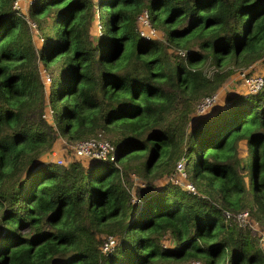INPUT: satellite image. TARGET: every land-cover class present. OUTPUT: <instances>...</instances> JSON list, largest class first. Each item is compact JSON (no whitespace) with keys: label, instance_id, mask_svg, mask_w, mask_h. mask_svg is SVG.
<instances>
[{"label":"trees","instance_id":"16d2710c","mask_svg":"<svg viewBox=\"0 0 264 264\" xmlns=\"http://www.w3.org/2000/svg\"><path fill=\"white\" fill-rule=\"evenodd\" d=\"M13 2L0 0V264H264L260 235L236 217L264 231V84L185 126L231 72L206 75L205 63L264 67V0ZM142 11L158 37L138 33ZM248 114L256 126L235 136L246 163L235 148L222 162L203 153ZM57 136L108 139L113 159L42 160ZM179 159L193 193L152 182ZM204 164L235 181L245 171L236 207Z\"/></svg>","mask_w":264,"mask_h":264},{"label":"rangeland","instance_id":"374dc122","mask_svg":"<svg viewBox=\"0 0 264 264\" xmlns=\"http://www.w3.org/2000/svg\"><path fill=\"white\" fill-rule=\"evenodd\" d=\"M28 0L24 1V3L21 0H15L13 2V5L18 7L19 9L21 6H24V10L26 9ZM32 24L34 23L30 22V27L28 29V33L31 39V42L35 45V47H38V45L41 42V36L42 34L38 32L34 33L32 29ZM139 21L137 24V27L142 25ZM97 26V24H96ZM157 36H159V32L156 29ZM169 50H172L171 48ZM174 50V49H173ZM183 53V54H182ZM180 55H184L185 51L180 50L179 52ZM205 74L210 75L214 71H225V70H231V72L226 76V78L221 82L219 87L214 93H210V99L209 103H207L201 110L197 109V106L192 110V112L189 114L185 126L188 128L193 125L194 122L198 121L199 118H201V115H204L205 113L210 114V112L217 111L218 109L222 108L224 105L228 103V98L231 96L237 94V93H249L253 91L251 88H254L251 86V79L250 77H261L264 80V67L261 63L260 60H257L253 62L251 65H249L247 68L244 69H238L235 67H231L230 65H222L221 67L217 68L213 64L209 65L208 63H205V66L203 67ZM49 70V69H48ZM46 73L49 75V73L44 69H40V76L41 79L44 83V86L46 89L49 86V83L45 81V77L43 74ZM53 73V72H52ZM247 78V86L245 87L244 79ZM264 84V83H263ZM48 85V86H47ZM47 107V106H46ZM45 107V108H46ZM44 108V110H45ZM206 115V114H205ZM256 126V120L255 118H252L249 114L243 117L242 120L239 122V127L237 130H232L230 131L227 135H224L218 144L213 145L212 147H209L206 149L203 153L206 151L213 153L215 160L222 162L224 161V158L226 155L230 154L232 150L235 148L237 149V153L240 157L241 163H246V160L248 158V152L246 149V144H245V139L244 138H239L235 140V136L237 134L240 135H246L249 133L254 127ZM106 137V136H105ZM235 140V141H234ZM66 140L57 136L54 139L53 146L49 149L47 154H50L47 156L46 159H44V156L41 157L42 160L50 161L52 154L55 157H61L65 160H68V162H71L73 160H80V159H74L71 155V151L69 148V145L66 144ZM84 163L87 162L89 163L91 160L89 159H83L81 160ZM183 161V160H182ZM51 162V161H50ZM53 163V162H52ZM65 163V164H67ZM55 164V163H54ZM174 169V167H173ZM172 169V171H173ZM202 172L207 173L212 177V182L215 186H218L221 188L222 193L224 195V198L230 202L231 207H236L238 197L242 191V189H245L246 184L248 182L247 179V174L245 171H241L240 174L238 175V181H235V179L230 175L228 170L224 167L221 166L220 164H217L216 167H210L207 164H204L202 166ZM176 175V172H171L168 173L167 175H164L163 177L159 179H155L152 181L155 184H159L165 181H169L172 183H175L173 180L169 178H173ZM180 179V177H179ZM188 179V178H187ZM133 188H132V200L133 202L137 199L134 194V187L138 184H142L141 179L133 176ZM186 191V190H185ZM187 192V191H186ZM110 236L112 241L115 243L114 237L111 235ZM166 244H170L166 242ZM101 246V245H100ZM99 246V247H100ZM227 261V259H226ZM184 264H191L190 262L184 263Z\"/></svg>","mask_w":264,"mask_h":264},{"label":"built area","instance_id":"2783aa9c","mask_svg":"<svg viewBox=\"0 0 264 264\" xmlns=\"http://www.w3.org/2000/svg\"><path fill=\"white\" fill-rule=\"evenodd\" d=\"M15 1V0H14ZM138 23L139 21L143 23L139 27H137V31L139 34L143 36H148V37H156V29L152 27L149 22L148 18L146 15L145 11H142L139 13L137 16ZM99 25H97L98 27ZM32 29L34 32L37 33V29L34 27L32 24ZM183 54V53H182ZM45 77V81L49 83L50 81V76L46 73L43 74ZM251 79V86L254 88H251L255 92L259 90L263 83L264 80L261 77H250ZM245 87L247 86V78L244 79ZM44 84V83H43ZM210 95L204 96L197 104V109L201 110L207 103H209ZM52 110L47 106L45 110H43V113L41 114L43 118L48 119L51 115ZM66 144L69 145L71 155L74 159H113L115 147L112 144V142L108 139L102 138V137H89L87 139H81V140H76L72 142H67ZM50 154H46L44 156V159L47 158ZM51 159L50 161L55 163V164H65L67 163L68 160H65L61 157H55L50 156ZM46 161V160H45ZM48 161V162H50ZM176 172V175L173 178H169L173 180L175 183L180 184L187 192H195V188L193 183L186 178L185 170H184V164L182 159H179L176 161L174 165V169L172 171ZM180 177V179H179ZM236 217L238 218L241 223H246L248 224L251 228H253L259 235H260V242L263 245L264 244V231L260 229V227L250 219V217L247 214V211L243 210L240 211L236 214ZM112 238L110 236H107L102 244H101V250L106 251L109 248H112L114 246V242L111 240ZM191 264H204L200 262L199 260H191L189 261ZM188 263V262H187Z\"/></svg>","mask_w":264,"mask_h":264},{"label":"crops","instance_id":"0c3cea01","mask_svg":"<svg viewBox=\"0 0 264 264\" xmlns=\"http://www.w3.org/2000/svg\"><path fill=\"white\" fill-rule=\"evenodd\" d=\"M21 1L24 3V1H26V0H21ZM24 8H25L24 6H21L20 10H22L24 12L25 11Z\"/></svg>","mask_w":264,"mask_h":264},{"label":"water","instance_id":"95a60500","mask_svg":"<svg viewBox=\"0 0 264 264\" xmlns=\"http://www.w3.org/2000/svg\"><path fill=\"white\" fill-rule=\"evenodd\" d=\"M89 160H91V159H89Z\"/></svg>","mask_w":264,"mask_h":264}]
</instances>
